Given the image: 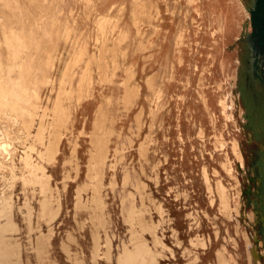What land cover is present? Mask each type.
<instances>
[{
    "label": "rangeland",
    "instance_id": "1",
    "mask_svg": "<svg viewBox=\"0 0 264 264\" xmlns=\"http://www.w3.org/2000/svg\"><path fill=\"white\" fill-rule=\"evenodd\" d=\"M0 264H264V0H0Z\"/></svg>",
    "mask_w": 264,
    "mask_h": 264
},
{
    "label": "bare ground",
    "instance_id": "2",
    "mask_svg": "<svg viewBox=\"0 0 264 264\" xmlns=\"http://www.w3.org/2000/svg\"><path fill=\"white\" fill-rule=\"evenodd\" d=\"M101 21V20H100ZM104 24V23H103ZM99 25H101V24H99ZM183 35V34H182ZM7 83V82H6ZM10 90H12V88H9ZM19 95V94H18ZM29 97H31V93H25V91L23 92V94L20 96V98L21 99H23V100H25V102L27 103V104H29L30 103V98ZM17 98V97H16ZM25 111H26V108H25ZM96 143V142H95ZM96 145V144H95ZM97 146V145H96ZM251 255L252 256H254L255 257V255H256V253L254 252V250L253 249H251ZM254 259H256V258H254Z\"/></svg>",
    "mask_w": 264,
    "mask_h": 264
}]
</instances>
